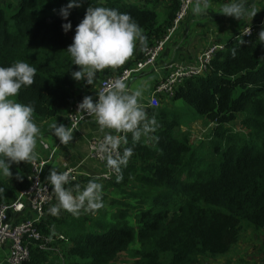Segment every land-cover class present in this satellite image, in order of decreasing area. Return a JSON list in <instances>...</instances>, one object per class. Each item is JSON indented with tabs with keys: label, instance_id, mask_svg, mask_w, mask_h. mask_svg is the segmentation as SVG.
I'll use <instances>...</instances> for the list:
<instances>
[{
	"label": "trees",
	"instance_id": "obj_1",
	"mask_svg": "<svg viewBox=\"0 0 264 264\" xmlns=\"http://www.w3.org/2000/svg\"><path fill=\"white\" fill-rule=\"evenodd\" d=\"M5 1L6 6L0 0V67L24 61L37 69L33 84L11 99L32 105V119L43 131L49 122L63 119L75 101L82 102L77 95L82 81L90 86L86 78H72L79 66L66 50L88 7L129 14L148 43L171 25L179 4L168 0L166 19L159 23L156 9L127 0H82L70 10L72 30L65 33L60 9L69 0ZM107 69L93 81L111 72ZM171 100H181L183 106L144 108L149 119H156L154 132L142 134L139 141L128 132L124 152L131 148L132 155L106 183L120 198L102 193L97 216L46 215L38 230L63 254L43 251L32 241L22 264H115L121 252L130 254L124 264H198L228 254L246 233L264 230V41L234 35L204 74L178 84ZM236 120L239 131L234 130ZM196 121L205 137L193 143L184 126ZM19 166L27 173L30 161ZM79 181L63 187L81 193L90 180ZM29 184L26 174L14 186L0 176V204Z\"/></svg>",
	"mask_w": 264,
	"mask_h": 264
},
{
	"label": "clouds",
	"instance_id": "obj_2",
	"mask_svg": "<svg viewBox=\"0 0 264 264\" xmlns=\"http://www.w3.org/2000/svg\"><path fill=\"white\" fill-rule=\"evenodd\" d=\"M81 4L82 0H69L60 9L62 19L66 21L61 25L65 33L72 30V23L68 19L70 10L80 7ZM209 7L210 0H195L193 13L204 15ZM247 12L246 0H228L219 11L236 19L243 18ZM259 38L264 41V31L259 33ZM146 41L147 37L129 14L114 8L90 6L82 21L76 25L73 42L66 49L73 59V65L79 66V70L72 71L71 76L76 81L86 78V82L91 84L99 70L123 65L133 55L137 42L144 44ZM233 51L235 54V50ZM36 71L35 67L24 61H17L9 67H0V173L4 176H12V164L34 159L40 132L32 119L34 107L11 98L16 97L22 87L33 84ZM127 89L125 82L118 79L111 89L99 94L96 102L91 96H85L78 104V110L94 114L101 128L131 132L133 140L139 141L142 134L155 131L153 126L157 122L155 117L148 118L139 103L143 87L136 88L131 94H128ZM73 130L63 123L52 125L53 135L64 145L73 140ZM106 139L112 142L114 149L120 143L111 137ZM131 155L132 149L128 148L122 158L109 157L107 164L119 171L120 165H126L127 158ZM71 172L72 169H68L58 174L53 170L48 177L59 201L49 209L51 215H58L61 209L76 215L81 209L95 211L103 206V186L95 180H90L76 197L63 187Z\"/></svg>",
	"mask_w": 264,
	"mask_h": 264
},
{
	"label": "crops",
	"instance_id": "obj_3",
	"mask_svg": "<svg viewBox=\"0 0 264 264\" xmlns=\"http://www.w3.org/2000/svg\"><path fill=\"white\" fill-rule=\"evenodd\" d=\"M127 1L133 2L140 6L156 9L159 23H163V21L166 19V9L169 4L168 0H152L154 2H152L150 5H147L145 2L142 3V0ZM227 2L228 0H210V7L204 15L194 14L193 8L195 4H193L190 7L185 19L182 20L170 39L166 41L162 51L158 55L155 66L144 69L125 82V84L128 86V89L126 90L128 94H131L132 91L138 87H143V94L139 98V103L143 109L145 107H159L163 105L173 108H180L183 106L181 100L174 101L164 97L163 95L159 96L154 94V86L156 81L167 72L170 64L176 63L182 65L183 67L192 65L195 62L197 56L202 53V51L207 49L212 44H222L227 42L244 27H254L255 30L253 36L256 37H259V33L264 31V0H246L248 12L241 19H236L219 13L220 9ZM163 27L165 29L164 32L161 33V37L165 34L169 25ZM135 48L136 49L134 50L133 55L124 64H129L131 62L130 60L133 61L142 55V48L137 46ZM107 70H110V73H115L118 71L117 67H108ZM100 80L95 82L93 81L89 87H87L85 82L82 81L78 88L77 95L83 98L85 96H91L93 101H95ZM148 101H150L152 104L147 106ZM65 117H63V119H59L58 121L56 120L49 122L48 128L45 131L40 129L41 124H36L40 129L37 141H44L50 146L59 143V146L51 158L49 166L46 170V180L50 183L48 177L53 170L59 173L63 168L70 167L78 170L80 174H82L80 179L86 178L88 180H95L97 183L104 184L102 185V188L105 190V192L102 191V193H107L109 190V188L106 187L107 180H101L95 177L96 174L100 173L104 169V165L89 157L88 145L93 139L100 137L105 132L112 131L114 129L101 128V126L96 122L95 116H93L89 120L81 123L78 128L74 129L73 140L67 145H64L60 143L59 138L53 135L52 125L56 123H63L66 127H69L68 120H66L67 117L66 119ZM198 123L200 125V122ZM130 134L131 137H133L131 132ZM38 149H40L39 146ZM49 151V149L41 148V154L43 156H47ZM19 164H12L10 168L12 176H2V173H0V176H2L13 186L17 177L20 175L25 176L26 174L25 172L22 173V171L19 169ZM80 183V181H77L72 183V185H77ZM51 186L55 195V201L47 209L46 215L48 216H53L50 214L49 209L52 206L57 205L59 202L54 191V187L52 184ZM125 188H129V186H125ZM70 192L74 197L80 194V192L77 190ZM111 195L120 198L119 194ZM79 212L81 214L86 213L87 215H94L93 211L83 212L81 209ZM25 214H29V211L26 210ZM244 237L246 243L243 244L242 240L239 241L231 253L220 258L223 259L222 262L220 259L216 261L215 258H213L214 260H212V258H206L209 260L205 262L208 264H264V230H261L258 233H246ZM31 243L32 241L30 244ZM34 245H37L41 249H45L37 242L32 243V246ZM3 247L7 248L8 255V244L4 245ZM1 250L2 248H0V252ZM46 250L50 252L53 251V254L56 253L60 257L63 254L59 244L56 246H51V248ZM125 254L127 256L122 257V255ZM5 255V252L0 253V262L4 259ZM128 257H130L129 252H121L120 257L115 262V264H124L128 261L130 262V260L127 259ZM61 264L65 263L62 262Z\"/></svg>",
	"mask_w": 264,
	"mask_h": 264
},
{
	"label": "built area",
	"instance_id": "obj_4",
	"mask_svg": "<svg viewBox=\"0 0 264 264\" xmlns=\"http://www.w3.org/2000/svg\"><path fill=\"white\" fill-rule=\"evenodd\" d=\"M178 8L171 25L167 28L165 34L153 41L145 44L142 57L136 59L131 66L122 69L119 72L108 73L100 80L98 93L95 97L96 102L101 92L111 89L116 80L127 82L137 73L146 68L155 66L159 53L162 51L166 41L174 34L181 21L187 16L190 7L195 4V0H178ZM254 27L247 26L241 29L236 37L251 38L254 34ZM226 43V42H225ZM212 44L200 53L192 65L182 66L179 64H170L167 72L161 76L155 83L154 94L163 95L171 99L184 79L202 75L206 72L216 52L224 49V44ZM79 101H75L67 112L66 117L68 126L76 129L79 125L94 116L86 110L79 111ZM152 104L148 101L147 106ZM129 133L118 131L116 129L107 131L100 137L89 142V157L104 165V169L95 175L101 180H109L117 177V170L110 168L107 159L122 158L125 146V138ZM111 137L113 140H119L116 149L113 148L112 142L106 139ZM38 146L40 149H38ZM59 143L48 145L44 141H37L34 150V159L30 161V170L26 173L27 179L30 181L28 187L16 192V196L10 201L0 204V248L8 244V255L6 264H22L30 255L29 244L31 241H37L45 249L51 248L50 239L45 238L38 230V224L46 216L48 207L55 201V195L51 184L46 180V170L49 162L56 152ZM42 149H49V154L43 156ZM36 152V153H35ZM72 169L71 174L65 184L77 182L80 179V172L76 169L67 167L59 173ZM58 173V174H59ZM28 210L29 214H25ZM57 238H65L63 234H56ZM66 239V238H65Z\"/></svg>",
	"mask_w": 264,
	"mask_h": 264
},
{
	"label": "rangeland",
	"instance_id": "obj_5",
	"mask_svg": "<svg viewBox=\"0 0 264 264\" xmlns=\"http://www.w3.org/2000/svg\"><path fill=\"white\" fill-rule=\"evenodd\" d=\"M2 2H3V5L4 6H6V1L5 0H2ZM145 1L144 0H142V3H144ZM151 3H149V4H147V5H150ZM185 19V18H184ZM183 19V20H184ZM182 22V21H181ZM136 49V48H135ZM134 49V50H135ZM143 49H144V46L142 47V52H143ZM130 59V58H129ZM128 59V60H129ZM124 65H127V64H123V65H121V66H124ZM238 121L239 120H236V121H234L233 122V124H235V125H233L234 127H235V131H239V130H241L242 129V126H239L238 125ZM33 122L35 123V121L33 120ZM36 124V123H35ZM184 129H187V130H189L190 132H191V134H190V137H191V141L194 143L196 140L198 141V139H203L205 136H204V129H203V127L201 126V125H199V123L198 122H192V123H189V124H187V125H185L184 126ZM64 169V168H63ZM2 176H3V174H1ZM101 185H104V184H102V183H100ZM102 191L103 192H105V190L102 188ZM109 191H111V194H113V192H112V190H108L107 192L109 193ZM121 196V195H120ZM82 211L83 212H86L84 209H82ZM90 213V212H89ZM70 213L68 212V211H65L64 213H63V210H60V212H59V214L58 215H56L57 217L58 216H62V217H67L68 215H69ZM72 214V213H71ZM93 214L94 215H91V216H97L98 215V210H95V211H93ZM135 227H136V223H134L133 224ZM242 243L243 244H245L246 243V241H245V237H243V239H242ZM46 249H43V251H45ZM233 251V249L229 252V253H231ZM1 252H5L6 253V255L4 256V259L3 260H1V262H0V264H5V263H7V261H6V256H7V248L6 247H2V250H1ZM0 252V253H1ZM228 253V254H229ZM228 254H226V255H228ZM226 255H224V256H226ZM127 255L125 254V255H122V257H126ZM221 257H217V258H215V260L216 261H218L219 259H220ZM207 260H209V259H205V260H201L200 261V263L199 264H208V263H206L205 261H207ZM212 260H214V259H212ZM221 260V262L223 261V259H220ZM220 262V263H221ZM210 264V263H209Z\"/></svg>",
	"mask_w": 264,
	"mask_h": 264
}]
</instances>
